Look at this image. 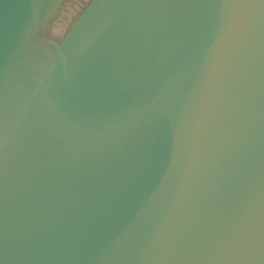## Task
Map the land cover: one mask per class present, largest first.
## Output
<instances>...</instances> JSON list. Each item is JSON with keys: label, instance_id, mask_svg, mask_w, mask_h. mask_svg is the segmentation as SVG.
<instances>
[{"label": "water", "instance_id": "obj_1", "mask_svg": "<svg viewBox=\"0 0 264 264\" xmlns=\"http://www.w3.org/2000/svg\"><path fill=\"white\" fill-rule=\"evenodd\" d=\"M0 264H264V0H0Z\"/></svg>", "mask_w": 264, "mask_h": 264}]
</instances>
